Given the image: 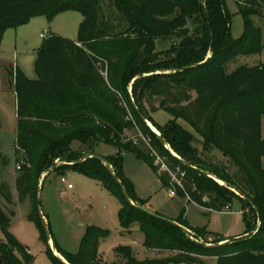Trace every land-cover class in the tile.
I'll return each mask as SVG.
<instances>
[{
  "label": "trees",
  "instance_id": "obj_1",
  "mask_svg": "<svg viewBox=\"0 0 264 264\" xmlns=\"http://www.w3.org/2000/svg\"><path fill=\"white\" fill-rule=\"evenodd\" d=\"M234 1L245 22L239 40L232 36L227 0H0V43L7 29L37 17L52 20L68 10L84 17L78 41L50 34L45 39L39 50L37 81L19 70L9 74L17 96V150L24 154L18 193L22 201H30L29 220L40 227L56 264L64 263L51 250L39 215L38 193L42 176L57 163H61L55 170L58 174L67 169L80 172L102 183L120 201L119 223L125 232L137 226L145 235V247L177 255L141 263L124 246L117 248L113 264H180L208 257L218 264H264V64L229 70L236 58L263 51L262 32L252 16L264 14V0ZM161 42L171 46L160 51ZM211 48L214 55L207 61ZM137 108L151 123L150 112L163 110L173 116L167 125L153 126L181 160L163 146ZM136 128L146 146L141 135L150 140L148 154L139 139H128ZM104 145L117 153L103 156L98 149ZM199 145L206 152L219 151L229 164L207 162ZM124 151L145 157L165 188L170 189L175 176L181 186L179 195L188 203L219 210L239 199L246 233L210 243L205 229L190 228L183 217L175 221L196 234L192 240L182 228L131 205L101 161H82L91 155L105 157L132 201L144 206L124 177ZM155 156L166 160L168 172H159ZM6 162L0 146V165ZM0 196L10 201L4 183ZM248 199L260 210L261 224ZM11 220L12 213L0 203V228L8 235L7 241L0 240V264H33L26 249L8 233ZM109 235L110 231L92 226L78 254L57 252L68 264H100L99 243Z\"/></svg>",
  "mask_w": 264,
  "mask_h": 264
},
{
  "label": "rangeland",
  "instance_id": "obj_2",
  "mask_svg": "<svg viewBox=\"0 0 264 264\" xmlns=\"http://www.w3.org/2000/svg\"><path fill=\"white\" fill-rule=\"evenodd\" d=\"M226 4L232 15V36L239 40L245 32L243 15L234 0H227ZM106 5L105 10L108 8ZM252 21L256 28L261 29L264 44V14L252 16ZM83 22V15L74 10L62 12L52 20L45 16L37 17L26 25L7 29L0 43V146L7 161L5 165H0V185L6 184L11 195L9 202L3 201L0 196V203L7 212L12 213L9 235L26 249L33 259V264L56 262L42 240L40 227L29 220L30 201H22L18 193L20 177L18 165L20 164L21 168L24 166V154L17 150V96L14 80L9 74L12 69L19 70L29 80L37 81L39 50L45 42L41 35L47 32L76 42L79 40ZM170 46L169 42H161L159 50L169 49ZM261 64H264V49L257 55L236 58L229 65V70L233 72L242 66L255 67ZM130 92L132 93V87ZM150 117L152 124L159 127L174 120L173 116L163 110L150 112ZM178 123L184 129L193 131L185 121L178 120ZM139 135L136 128L128 134V139H139ZM262 136L264 138V117ZM140 148L145 154L149 153L141 140ZM199 149L202 158L207 162L229 164L219 151L206 152L202 145H199ZM98 151L103 156H109L116 154L118 150L104 145L99 147ZM159 158L155 156V165L159 167V172H168L166 160ZM123 174L132 184L136 198L141 200L146 208L173 221L181 220L183 217L194 230L205 229L210 234L208 237L210 243L217 238H225L228 241L246 233L245 210L239 199H233L219 210L188 203L187 199L179 195L181 186L175 176L170 189L165 188L159 173L151 167L145 157L139 158L133 151L123 153ZM171 190L175 192L174 198L171 197ZM231 191L235 193L234 190ZM39 193L42 211L57 251L78 254L87 229L95 226L110 231V235L99 243L100 264L115 263L117 248L124 246L129 247L141 263L171 260L177 256L172 252L150 250L145 247V235L137 226L132 232H125L119 223V212L122 207L120 201L111 195L102 183L80 172L67 169L62 174L54 171L48 176H43ZM252 222L259 225L254 216ZM190 232L192 237H195L196 234ZM7 239L8 235L0 228V240ZM224 243L227 242L221 244ZM50 247L52 250L51 243ZM180 264H218V260L208 257L201 258L198 262Z\"/></svg>",
  "mask_w": 264,
  "mask_h": 264
},
{
  "label": "water",
  "instance_id": "obj_3",
  "mask_svg": "<svg viewBox=\"0 0 264 264\" xmlns=\"http://www.w3.org/2000/svg\"><path fill=\"white\" fill-rule=\"evenodd\" d=\"M214 55V49L211 48L210 50V55L208 56V59L207 61H209L210 59H212ZM193 67V66H192ZM192 67H189V68H192ZM187 68L185 69H182L178 72H182V71H185ZM137 112L140 116V118L143 120V122L149 127V129L160 139L161 143L163 144V146L174 156L176 157L177 159H180L181 158L176 154L174 153V151L171 149L170 145L167 143V141L162 137L161 133L153 126V124L142 114V112L137 108ZM88 159H96V160H99L101 161L107 168L108 172L112 175L113 179L117 182V184L121 187L124 195H125V198L127 199V201L133 205V206H136L139 210H141L142 212L148 214L149 216H152L154 218H158V219H162L163 221H166L170 224H173V225H176L180 228H182L184 230V232L192 239V235H191V232L190 230L188 229H185L183 228L181 225H179L177 222L173 221V220H170L168 218H165V217H162L160 216L159 214L149 210L148 208H146L145 206H137L134 201H132V199L130 198V195L129 193L127 192L125 186L123 185L122 181L118 178V176L114 173V170H113V167L111 166L110 162L105 158V157H102L100 155H91V156H88L86 158H84L82 161H86ZM61 165V163H57L56 166H54L53 168L47 170L43 176H48L49 174H51L52 172H54L59 166ZM205 173L206 175H208L210 178L214 179L215 181L221 183L222 181L218 180L214 175L212 174H209V173H206V172H203ZM42 176V177H43ZM42 180V178H41ZM41 180H40V185H41ZM224 183V182H223ZM40 185H39V192H40ZM248 201L251 203V205L255 208L257 214H258V217H259V223L261 224L262 222V216H261V213H260V210L258 209V207L254 204V202H252L251 200L248 199ZM38 208H39V215H40V218H41V221H42V224L45 228V231H46V234L48 236V239L50 240V243L52 244V250L54 252V255L55 256H59L60 258V255L58 254L57 252V249L52 241V234L50 232V229L48 228V225H47V221H46V216L44 215L43 211H42V206H41V201H40V193H38ZM209 247H216V245H208ZM64 264H67L65 261H63Z\"/></svg>",
  "mask_w": 264,
  "mask_h": 264
},
{
  "label": "built area",
  "instance_id": "obj_4",
  "mask_svg": "<svg viewBox=\"0 0 264 264\" xmlns=\"http://www.w3.org/2000/svg\"><path fill=\"white\" fill-rule=\"evenodd\" d=\"M49 36H50V35H49L47 32H45V33H43V34L41 35V37H42L43 39H47ZM141 137L143 138V140H144V142L147 144V146L151 147V146H150V140L147 139V138H144L142 135H141ZM134 141L137 142L136 139H135ZM155 154H156V153H155ZM159 159H160V158H159ZM18 169H19V170L21 169V165H20V164L18 165ZM63 182L65 183L66 180L64 179ZM69 188L71 189L72 186H69ZM171 197H173V198L175 197V192H174V191L171 192Z\"/></svg>",
  "mask_w": 264,
  "mask_h": 264
},
{
  "label": "bare ground",
  "instance_id": "obj_5",
  "mask_svg": "<svg viewBox=\"0 0 264 264\" xmlns=\"http://www.w3.org/2000/svg\"><path fill=\"white\" fill-rule=\"evenodd\" d=\"M220 184L225 185V183H223V182H221ZM60 258H61L63 261H65V262L67 263V261L64 260L61 256H60ZM67 264H68V263H67Z\"/></svg>",
  "mask_w": 264,
  "mask_h": 264
}]
</instances>
